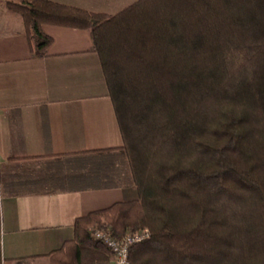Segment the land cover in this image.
Wrapping results in <instances>:
<instances>
[{"label": "trees", "instance_id": "1", "mask_svg": "<svg viewBox=\"0 0 264 264\" xmlns=\"http://www.w3.org/2000/svg\"><path fill=\"white\" fill-rule=\"evenodd\" d=\"M2 4L38 55L44 25L91 33L138 193L78 219L50 264H110L92 230L145 229L131 264H264V0H138L115 15Z\"/></svg>", "mask_w": 264, "mask_h": 264}, {"label": "crops", "instance_id": "2", "mask_svg": "<svg viewBox=\"0 0 264 264\" xmlns=\"http://www.w3.org/2000/svg\"><path fill=\"white\" fill-rule=\"evenodd\" d=\"M0 0V264H50L78 219L136 201L91 33L44 25L38 55ZM115 15L138 0H49ZM110 150V151H109ZM114 150V151H113Z\"/></svg>", "mask_w": 264, "mask_h": 264}, {"label": "built area", "instance_id": "3", "mask_svg": "<svg viewBox=\"0 0 264 264\" xmlns=\"http://www.w3.org/2000/svg\"><path fill=\"white\" fill-rule=\"evenodd\" d=\"M149 230H143L137 233H127L120 240L111 237L108 231L97 230L93 237L97 241H101L106 249H108L113 256L110 264H131L130 254L132 247L141 244L150 239Z\"/></svg>", "mask_w": 264, "mask_h": 264}, {"label": "rangeland", "instance_id": "4", "mask_svg": "<svg viewBox=\"0 0 264 264\" xmlns=\"http://www.w3.org/2000/svg\"><path fill=\"white\" fill-rule=\"evenodd\" d=\"M96 231V230H95ZM94 233V230H92V234Z\"/></svg>", "mask_w": 264, "mask_h": 264}]
</instances>
